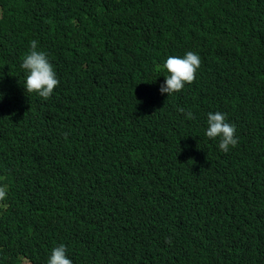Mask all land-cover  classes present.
<instances>
[{
  "label": "trees",
  "instance_id": "trees-1",
  "mask_svg": "<svg viewBox=\"0 0 264 264\" xmlns=\"http://www.w3.org/2000/svg\"><path fill=\"white\" fill-rule=\"evenodd\" d=\"M31 40L47 101L23 86ZM187 51L194 83L161 94ZM0 97V264L60 244L73 264H264V0H0ZM209 112L236 125L227 154Z\"/></svg>",
  "mask_w": 264,
  "mask_h": 264
},
{
  "label": "clouds",
  "instance_id": "clouds-1",
  "mask_svg": "<svg viewBox=\"0 0 264 264\" xmlns=\"http://www.w3.org/2000/svg\"><path fill=\"white\" fill-rule=\"evenodd\" d=\"M29 43V52L24 56L21 64V68L27 73L23 86L27 93H35L47 101L59 86L60 81L48 55L38 50V42L31 40ZM201 65V57L194 51H187L183 57L168 56L162 65V69L166 70L168 75L165 76V82L160 86V93H166L168 97L184 90L186 85L194 83ZM179 111L184 113L189 120L195 118L192 112H185L184 108H179ZM207 125L206 137L210 140L219 139V149L222 152L227 154L230 149L238 145L236 125L228 121L225 113L209 112ZM7 195V187L0 186V204L6 201ZM47 264H73L68 258L67 247L64 244L54 247Z\"/></svg>",
  "mask_w": 264,
  "mask_h": 264
}]
</instances>
